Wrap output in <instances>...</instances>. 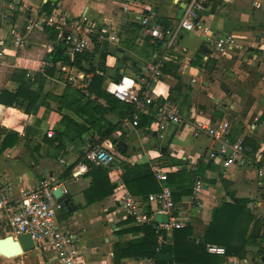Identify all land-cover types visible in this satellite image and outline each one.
<instances>
[{
    "label": "crops",
    "instance_id": "1",
    "mask_svg": "<svg viewBox=\"0 0 264 264\" xmlns=\"http://www.w3.org/2000/svg\"><path fill=\"white\" fill-rule=\"evenodd\" d=\"M47 1L52 2L53 8L66 9L71 16L87 14L99 26L115 31L119 36V43L120 32L123 31L124 26L132 23L139 24L141 28L138 33L131 35L134 36V40H131L133 47L130 53L136 62L142 63L151 60L155 52L151 54L154 47L150 45L147 30L139 22L142 13L137 10H143L144 13L155 9L159 21L168 26H174L178 23L185 7V4L178 0H0V42L4 43L7 49L3 51L0 58V90L17 92L20 83L9 76L16 68L28 70L27 76L32 80L36 74H43L31 85L30 91L38 97L31 110H27L28 97H19L12 105L0 102V147L9 132H14V135L18 136V141L13 147L0 151V189L7 194L12 206L16 204L23 190L37 188L44 180H55L63 184L74 205L80 202L85 203L83 190L89 187L91 182V179L85 176V171L81 169L85 164L83 162L72 169L71 178L67 180L62 178L65 170L77 162L91 147L90 138L93 130L78 135L74 127L66 125L68 120L65 118L70 117L85 124L84 117L79 116L64 103L65 100H69L71 94L73 95L72 88H78V84L64 81L61 66L66 63L63 62L57 63L53 76L47 75L44 68L52 65L47 61V54L53 49V41L43 28L32 32L26 28L24 30L25 23L29 24L32 20L48 14L46 11H41L43 4ZM216 1L234 11L239 8L243 0H208V9L205 12L206 24L208 17H215L213 23L224 24V31L215 28L216 32L234 35L231 32L237 31L236 28L240 25L229 15L227 16V13L225 16H218L219 8ZM125 6H127L126 9ZM14 9L19 10V13H14ZM252 10L253 21L248 26L264 23V14L261 12L262 14L256 19V10L254 8ZM12 17H15V20H12ZM18 31L22 34L20 46L13 44ZM187 32H182L178 50L167 57L180 66L182 78L192 82L190 85L192 91L187 103L189 113L183 114L184 123L168 126L163 131L164 140H161L155 130L146 126L132 127L131 123L125 119L123 127L127 128L126 139L120 141L126 149L119 151L115 145V151L112 150L124 156L130 164L149 163L151 168L158 165L166 173L181 168L196 172V183L200 182L199 190L196 191L194 186V195L184 197L181 202H177V208L184 226L191 224L194 235L202 242V236L214 208L224 201H231L232 193L238 197L250 198L249 207L258 216H264V176L259 174V170L264 168V60L261 55L250 53L248 64L256 60L257 70L249 68L241 71L235 65L233 71H236V74L227 73L229 76H237L232 79L231 84L229 83L230 93L226 94L222 89L224 84H221L226 80L215 77L216 75L213 78L209 77L212 80H206L204 68L201 71L199 65L192 63L199 48L206 43L207 36ZM145 42L149 44L146 55L135 51V45L139 50L144 49ZM259 42H264V39ZM121 53L123 54V51ZM211 56H214L212 50ZM207 57L204 56V59ZM117 62L116 55H108L107 66L115 67ZM127 70L130 73L124 76L125 81L129 78L138 79L135 70L129 67ZM73 72L76 73L75 70ZM162 80L163 84L160 88L167 95L170 93V87L177 83V79L167 75ZM109 81L114 80L105 82V87ZM172 82H174L173 85ZM68 84L72 87H68ZM200 86L203 87L204 95L202 96L198 94ZM216 98L220 100L219 103L216 102ZM211 100H213L212 103L208 104ZM200 102L206 106L199 111L197 107ZM219 120L230 122L232 140L240 138L246 140L245 165H233L227 168L221 166L217 160L209 156V151L216 146L211 138L203 133L199 136L195 135L203 123ZM50 131L53 133L51 137L48 136ZM131 134L134 138H129ZM114 136H120L119 131H116ZM105 143L107 146L113 144L110 140H106ZM176 160H181L182 164L176 163ZM110 178L118 183L113 195L72 211L73 213L70 212L71 215L68 217H58L59 223L73 233L74 240L83 254L80 257L83 264H115L114 244L137 239L143 235L141 231L129 230L136 224L126 216L122 202L118 201L128 191L122 183L121 175L117 177L110 174ZM74 183L79 184L76 191H73L71 186ZM141 200L142 207L145 209L148 205L147 200ZM8 217L9 213L6 210L0 211V237L17 236L8 224ZM172 235V231L167 232L169 239ZM159 242H162L161 236ZM247 250V258L239 259L222 255L219 264H264V259L262 262H256L258 246H248ZM2 257L12 259L10 261L14 264H58L50 262L38 250L23 254L16 253L12 257L0 254V264H6L2 262ZM152 262L149 257H123L118 264H150Z\"/></svg>",
    "mask_w": 264,
    "mask_h": 264
},
{
    "label": "trees",
    "instance_id": "2",
    "mask_svg": "<svg viewBox=\"0 0 264 264\" xmlns=\"http://www.w3.org/2000/svg\"><path fill=\"white\" fill-rule=\"evenodd\" d=\"M53 9L52 2L47 1L43 4L41 11L50 13ZM14 13H19V10L14 9ZM12 20H15V17H12ZM140 28L141 26L137 23L124 26L123 31L120 32V43L117 46L110 45L108 41L100 42L97 35H95L93 36L94 46L92 50L71 56L66 43L59 38V31L55 27H43V30L53 41V49L47 54V61L52 63V65L44 68V72L47 75H54L58 62L76 66L91 74L88 86L91 95L87 97L79 88H72L73 95L71 94L69 100L64 102L65 105L71 107L85 120V124H81L72 117L65 118L68 120L66 123L67 127H74L78 135L93 130L91 131L90 148L95 145H102L113 151L106 145L105 141L110 140L115 146L122 139V136L116 137L114 133L122 129L125 119H132L133 106L118 100L107 92L105 82L110 79L120 81L126 75L121 70H126L128 67L135 70L137 78L145 75L138 67L137 62L131 59L130 53L133 47L131 40H134V36L131 35L137 34ZM34 30L36 29L32 31ZM119 48L123 49V54L119 51ZM210 48L206 43L203 44L194 59H192V63L200 67H203V65L207 67L208 63L211 62L215 65L216 58L211 56ZM161 51V48L157 46L154 47L151 54ZM110 54L117 56L121 67L119 65L115 67L107 66L106 60ZM124 55L127 56L126 60L123 58ZM204 56H208V58L204 59ZM179 69L180 66L174 60L167 58L161 68V79H165L167 75L177 79V83L170 87L169 98L178 104L182 111L185 106L188 108V97L192 88L191 86L183 88L181 82L183 78ZM27 74L28 70L23 68L13 70L9 76L11 79L18 81L20 86L16 93L1 89V103L5 102L12 105L19 97H28L27 110L32 109L38 97L34 92L30 91L31 85L43 74H36L33 80ZM146 81H150L148 76ZM69 86L72 87L71 84H68ZM143 86L145 88L147 83H144ZM150 120V115L142 114L139 127L146 126ZM65 132L67 133V129ZM14 134V132H9L5 136L0 151L13 147L17 143L18 136ZM244 143L246 145V140H244ZM121 161L123 168L121 179L124 187L131 194L140 197L144 201L148 199L151 193L160 192L163 185L174 188V200L176 203L181 202L184 197L194 195L196 172L193 170L181 168L174 172H168L167 179L160 183L149 163L130 164L124 157H122ZM80 162L88 166L85 176L89 177L91 182L89 187L83 190L85 203L75 204L73 211L110 197L118 187V183L110 178V168L91 162L86 158V153L82 154L77 162L66 169L62 177L64 179L68 178L72 173V169ZM177 162L182 164L181 160H176ZM231 195V201H224L221 205L214 208L211 219L202 236V242L194 235L191 224H186L181 228H174L170 239L167 237L168 231L159 228V224L156 221L150 224L136 225L129 230L141 231L143 235L137 239L114 244L115 264H118L123 257H149L153 261L150 264H219L222 255L209 252L208 245L210 244L224 246L227 257L233 256L239 259L247 258L248 246H258L259 251L255 259L257 263L262 262L264 259V216H258L249 207L250 198L238 197L235 193ZM145 210L149 213L152 212L149 204ZM71 213L66 214V217L71 215ZM160 236L162 237V242H159Z\"/></svg>",
    "mask_w": 264,
    "mask_h": 264
},
{
    "label": "built area",
    "instance_id": "3",
    "mask_svg": "<svg viewBox=\"0 0 264 264\" xmlns=\"http://www.w3.org/2000/svg\"><path fill=\"white\" fill-rule=\"evenodd\" d=\"M185 4L184 12L178 23L168 26L157 19V11L150 9L148 12L138 9L142 15L139 22L147 30L150 42L161 48V52H155L147 63L137 65L145 74L138 79L129 78L132 83L125 87V77L120 81H109L105 89L118 100L132 105L134 112L132 119H127L132 127H139L142 114L150 115L151 120L146 125L158 133L159 138L164 140L163 131L170 125H182L185 117L178 104L169 98L161 90L163 84L162 65L167 57L180 47L181 34L183 31L201 33L207 36L206 43L214 48L219 54L230 55L238 54L242 49L240 40L233 34L213 32L205 22V12L208 9V0H178ZM253 8L264 14V0H252ZM127 6H125V9ZM140 10V11H139ZM154 19H156L154 21ZM44 26L55 27L59 31V38L65 39L69 54H81L93 49V36L97 35L98 41H108L109 43H119V36L115 31H109L105 26H99L87 14L71 16L64 8H54L50 13L42 18L32 20L27 24L26 29L30 32L33 29L43 28ZM25 29V30H26ZM64 33L66 37L64 38ZM22 34L16 32L13 44L22 45ZM3 48V50H2ZM3 51H7L4 43L0 42V58ZM76 71L74 73L73 71ZM62 78L67 83H76L78 88L85 96H90L88 90L91 75L76 66L64 64L61 66ZM150 81H146V77ZM196 81V79H193ZM147 83L144 88L143 84ZM115 86V89L113 88ZM124 89L121 91L120 89ZM230 122L219 120L216 122L203 123L196 136L201 133L211 138L216 144L210 151L209 156L217 160L221 166L227 168L233 165L243 166L246 164V146L243 139L232 140L230 138ZM48 136H53L52 131ZM115 149L113 144L108 146ZM122 155L110 151L102 145H95L86 152V158L91 162L110 168V174L120 176L123 173ZM85 172L88 166L81 167ZM153 172L160 182L167 179V173L158 165L153 166ZM259 174L264 176V168L259 170ZM61 184L55 180H44L40 186L34 189H25L17 199L14 206L6 193L0 189V211L6 210L9 213L8 224L17 235L30 234L35 248L43 254L50 262L58 261V264H83L80 257L83 255L80 247L74 240V235L65 225L59 223L58 211L62 209L60 202L53 191ZM200 188V182L195 185V190ZM64 193H68L67 188H63ZM174 188L162 186L160 192L151 193L147 203L151 205L152 212H147L142 206V200L126 191L122 202L126 216L131 218L136 225L150 224L156 221L157 214L168 215V222H157L159 228L171 232L174 228L184 227L181 220L180 211L174 200ZM208 250L218 255H226L224 246L210 244ZM57 263V262H56Z\"/></svg>",
    "mask_w": 264,
    "mask_h": 264
},
{
    "label": "rangeland",
    "instance_id": "4",
    "mask_svg": "<svg viewBox=\"0 0 264 264\" xmlns=\"http://www.w3.org/2000/svg\"><path fill=\"white\" fill-rule=\"evenodd\" d=\"M216 4L219 8L217 15H224L225 13H227L226 15L229 17H231L232 19H234V21H237V24H239L240 26L237 27V31H232L231 33H234V35L240 40V44H242V49L239 51L238 54H234L233 56L231 55H222L219 54L213 47L210 48L212 50V53L214 56H212L213 58H216V64L215 67L214 66V70L213 71H209L207 70V67L205 65H203L204 67V73H205V79H210L209 77L211 76L212 78L214 77V75H216L215 77L218 78H223V80H226L224 82H222L221 84L229 86V83H232V79H234L237 75H233V76H229L227 75L228 72H234V74H236V71H233V68L235 67V65L237 66V68L239 70H248L250 68V70H257L258 66H257V61L254 60L251 64H248V58L250 56V53H255V54H259L261 55L262 59L264 60V42L260 43L259 40H263L264 39V23H261L259 25L256 26H248L250 23H252L253 21V16H252V8H253V3L252 0H243L241 1V3L239 4V8H236V10L234 9V11L230 10V8H227L225 6H223L222 4H220V2L216 1ZM224 9V11L222 10ZM262 14L261 11L256 10V16L255 18L258 19L257 17ZM223 16V17H224ZM215 17H211V18H207V26L213 31L216 32L215 28H220L221 31H224L223 27L224 24L222 22H218V23H213L212 21L214 20ZM212 22V23H211ZM184 33H188L187 31H183ZM237 34V35H236ZM239 35V36H238ZM207 44V43H206ZM147 45H149L147 42H145L144 45V49L139 50V48L135 45L134 49L137 52H140L141 54L146 55L148 52V48ZM150 45H152L153 47H157V45H154L152 43H150ZM208 45V44H207ZM210 47V46H209ZM98 59V58H97ZM96 59V60H97ZM131 59L135 60L131 54ZM140 63H142L141 61H138V65H140ZM213 64V62H211ZM116 65L119 67H121V65L117 62ZM203 67H201V71L203 70ZM217 69V72H216ZM122 72H124L125 74L130 73L129 70H121ZM216 72V73H215ZM211 78V80H212ZM175 82V80H174ZM174 82H172L171 84L173 85ZM183 88H187L190 87L191 83L190 80L187 78H183V81L181 80ZM199 85V84H197ZM206 90V89H205ZM206 92V91H205ZM198 94L200 96L204 95L203 93V87L200 86L199 87V92ZM206 94V93H205ZM213 100L209 101L208 104L212 103ZM204 106H206V104H204L203 102H200L198 104L197 109L200 111L201 109H204ZM208 106V105H207ZM206 108V107H205ZM182 114L184 113H189L188 112V108L185 106L183 108V110L181 111ZM125 127H122V129L119 130L120 135L122 136V140H125V132H126ZM129 138H134V135L131 134ZM114 150V149H113ZM115 151V150H114ZM117 153V151H116ZM63 178V177H62ZM71 178V176H69L68 178H63L64 180H67ZM73 188V191H76V189L78 188L79 184L78 183H74L71 185ZM58 217H62L65 218L67 215L66 213L63 211V209L58 211ZM69 214V213H68ZM1 224V223H0ZM1 230V227H0ZM19 256V255H18ZM2 262H6V264H14L13 261H10L12 259H7L5 257H2ZM15 258V257H14ZM58 263V261H56Z\"/></svg>",
    "mask_w": 264,
    "mask_h": 264
},
{
    "label": "water",
    "instance_id": "5",
    "mask_svg": "<svg viewBox=\"0 0 264 264\" xmlns=\"http://www.w3.org/2000/svg\"><path fill=\"white\" fill-rule=\"evenodd\" d=\"M27 24H24V30L26 28ZM64 38L66 37V33H64ZM65 42V39H63ZM120 51H123V49L119 48ZM123 58L126 60L127 56L124 55ZM208 58V57H207ZM207 70L213 71L214 70V64L208 63ZM211 79V78H210ZM207 84V82H206ZM222 89L226 94L230 93V89L228 86L223 85ZM216 102H220L218 98L215 99ZM116 148L119 151H125L126 147L124 146L123 142L119 141L116 144ZM64 185L61 184L60 186L56 187L53 191L54 195L57 197L58 201L61 204V207L63 211L68 214L74 210V203L72 201V198L68 193L63 192ZM156 221L157 222H168L169 217L165 214H157L156 215ZM31 251H36L35 243L31 237L30 234H20L16 237L14 235H7L5 237H0V254H11V253H27ZM20 256V255H19ZM17 257V256H16Z\"/></svg>",
    "mask_w": 264,
    "mask_h": 264
},
{
    "label": "snow or ice",
    "instance_id": "6",
    "mask_svg": "<svg viewBox=\"0 0 264 264\" xmlns=\"http://www.w3.org/2000/svg\"><path fill=\"white\" fill-rule=\"evenodd\" d=\"M129 84H131V81H126L125 82V86L127 87ZM113 88L115 89V86H113ZM121 91H123L124 89L122 88V89H120Z\"/></svg>",
    "mask_w": 264,
    "mask_h": 264
},
{
    "label": "bare ground",
    "instance_id": "7",
    "mask_svg": "<svg viewBox=\"0 0 264 264\" xmlns=\"http://www.w3.org/2000/svg\"><path fill=\"white\" fill-rule=\"evenodd\" d=\"M16 254V252H14V253H11V254H4L6 257H12V256H14Z\"/></svg>",
    "mask_w": 264,
    "mask_h": 264
},
{
    "label": "clouds",
    "instance_id": "8",
    "mask_svg": "<svg viewBox=\"0 0 264 264\" xmlns=\"http://www.w3.org/2000/svg\"><path fill=\"white\" fill-rule=\"evenodd\" d=\"M126 81H129V80H126ZM126 81H125V82H126ZM131 83H132V82H131ZM125 87H126V86H125Z\"/></svg>",
    "mask_w": 264,
    "mask_h": 264
}]
</instances>
